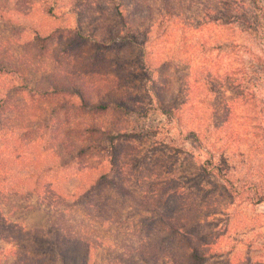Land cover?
<instances>
[{
    "label": "rangeland",
    "instance_id": "obj_1",
    "mask_svg": "<svg viewBox=\"0 0 264 264\" xmlns=\"http://www.w3.org/2000/svg\"><path fill=\"white\" fill-rule=\"evenodd\" d=\"M233 11L0 0V145L63 199L9 198L0 264H177L184 238L203 264H264V42Z\"/></svg>",
    "mask_w": 264,
    "mask_h": 264
},
{
    "label": "trees",
    "instance_id": "obj_2",
    "mask_svg": "<svg viewBox=\"0 0 264 264\" xmlns=\"http://www.w3.org/2000/svg\"><path fill=\"white\" fill-rule=\"evenodd\" d=\"M225 1V3L230 4L234 7V15L231 16L230 22L227 23H240L242 26H244L243 31L247 34L257 37L258 40H261L264 42V0H219L220 3ZM152 31L150 30L148 32V37ZM152 38V37H151ZM146 55L148 53L146 52ZM146 56V59L148 57ZM264 71V69H263ZM26 141L30 145H34L36 143V136L29 134L27 136H23L21 138H16L15 141ZM3 145H0V233L7 241L15 242L16 239L20 236L22 233L20 229H18L16 226L10 225V221L5 213V206L7 205L9 198L12 197H27V195H35L39 199V202L43 205H46L51 211H54V209L58 208L62 205V197L59 195V193H56L54 190V187H52V183L47 181L44 183H40L38 181L37 175L42 174V172L39 171L40 166L35 163H29V162H23L19 161L18 159L14 162L8 161V159H5L6 152ZM14 163V164H12ZM43 167V166H42ZM98 180L94 181V185L91 184L89 191L91 188L95 187L98 183ZM85 190V192H87ZM83 191V193H85ZM95 194H98L95 192ZM66 195V194H65ZM64 195V196H65ZM78 199H83V196L80 195ZM94 201V200H93ZM75 202V201H73ZM84 206L88 207L89 209H92L93 211V204L88 203V201L83 202ZM95 204H97L94 201ZM63 213H68L66 210H63ZM166 214H163L162 217H165ZM93 217V215H92ZM56 228V225L52 226L48 224L45 229L49 228ZM169 231L173 233H178L179 230H172V228H169ZM0 234V235H1ZM71 241V237H69ZM85 239V238H84ZM97 237L95 240L97 241ZM74 242V248H79L80 251L83 252V248L79 246V244H86L89 245V242L84 241L82 237L79 239L78 237H75V239H72ZM87 240V239H86ZM184 242L187 245V247L190 249V252L188 253V262H178L177 264H203V260L205 259V255L200 254V251L198 247L193 246L192 244H188L187 238H184ZM77 251V249H76ZM85 251V249H84ZM78 253V251H77ZM26 255L21 254L20 252L16 251L13 255L14 262L11 264H20L23 263L22 260H25L24 257ZM187 256V255H186ZM76 257H78V254H76ZM90 253L88 251L85 252V261H89ZM6 258V257H4ZM18 261V263H17ZM61 264H67L65 262V259H59ZM24 264V263H23Z\"/></svg>",
    "mask_w": 264,
    "mask_h": 264
}]
</instances>
